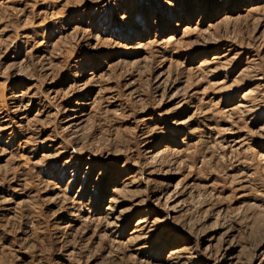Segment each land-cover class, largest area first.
I'll return each mask as SVG.
<instances>
[{
	"label": "rangeland",
	"instance_id": "374dc122",
	"mask_svg": "<svg viewBox=\"0 0 264 264\" xmlns=\"http://www.w3.org/2000/svg\"><path fill=\"white\" fill-rule=\"evenodd\" d=\"M0 264H264V0H0Z\"/></svg>",
	"mask_w": 264,
	"mask_h": 264
},
{
	"label": "bare ground",
	"instance_id": "6f19581e",
	"mask_svg": "<svg viewBox=\"0 0 264 264\" xmlns=\"http://www.w3.org/2000/svg\"><path fill=\"white\" fill-rule=\"evenodd\" d=\"M169 232H170V230H169ZM177 251V250H176ZM174 252V251H173ZM177 253H180V252H174V253H172V255H175V254H177ZM178 255V254H177ZM180 255V254H179ZM176 256V255H175ZM173 257V256H172ZM179 257V256H178ZM174 259V258H173ZM177 260H178V258H177Z\"/></svg>",
	"mask_w": 264,
	"mask_h": 264
}]
</instances>
